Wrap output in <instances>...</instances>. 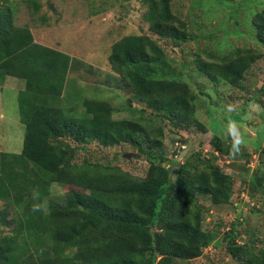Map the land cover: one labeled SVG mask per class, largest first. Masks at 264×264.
<instances>
[{"label": "trees", "instance_id": "trees-1", "mask_svg": "<svg viewBox=\"0 0 264 264\" xmlns=\"http://www.w3.org/2000/svg\"><path fill=\"white\" fill-rule=\"evenodd\" d=\"M142 1L152 35L177 43L189 40L186 23L173 13L170 0ZM26 2L30 14L36 15L38 0ZM15 10L10 0H0V87L7 77L24 83L12 99L24 131L21 151L0 152V202L6 206L0 211V226L8 229L0 231V264H185L199 258L215 235L202 229L197 199L206 198L215 206L230 201L232 176L218 161V155H228L229 150L213 133V150L207 157L191 152L178 163L165 156L163 131L153 126V118L169 120L184 131L205 128L195 117L196 94L188 83L152 74V64L156 67L166 58L157 40L127 35L111 45L107 57L111 74H106L105 83L116 77L117 85L128 88L129 97L116 96L130 118L105 128L97 117L117 108L105 98L82 96L77 104L82 109L74 116L64 107L69 100L67 83L78 80L71 74L78 76L83 70L87 77L93 67L35 42L28 26L15 24ZM39 19L46 21L44 16ZM252 23L257 41L264 42V7ZM210 36L217 38L215 33ZM216 51L207 54L209 60L198 62L199 70L215 85L241 87L255 58L241 56L239 50L221 56ZM83 85L81 91L96 90L89 82ZM134 103L142 107L135 108ZM94 142L134 147L137 157L148 163L144 176L88 159L76 161L81 147ZM170 161L177 165L174 180ZM241 171L250 170L244 166ZM53 185L69 188L60 201L52 197ZM247 186L251 196L264 193L258 170H252ZM40 202L46 209L33 212L32 205ZM7 207L12 210L9 220ZM237 237L232 228L215 243L222 246L225 239L227 254L238 264H264V253L238 244Z\"/></svg>", "mask_w": 264, "mask_h": 264}, {"label": "rangeland", "instance_id": "rangeland-1", "mask_svg": "<svg viewBox=\"0 0 264 264\" xmlns=\"http://www.w3.org/2000/svg\"><path fill=\"white\" fill-rule=\"evenodd\" d=\"M10 1L16 8L15 24L28 26L35 42L60 50L93 67L87 77L83 70L78 76L71 74L70 78L77 77L78 80L67 83L69 100L67 106L62 105L70 109L72 115L81 111L77 104L82 96L97 100L105 98L113 109H119L97 117L98 123L105 128L113 121L130 118L124 102L116 96L129 97L128 88L117 85L116 77H108L109 83H105L106 74H111L107 61L111 45L127 35H148L156 39L166 58L157 62L156 67L152 64V74L180 78L188 83L196 94L195 117L205 128V131L194 127L184 131L169 120L153 118V126L163 131L165 156L178 163L182 161L181 157L191 152L207 157L213 150L210 145L213 133L217 134L229 150L228 155H218V161L222 170L232 176L233 194L228 204L220 206L198 197L202 206V229L215 235L216 241L235 228L239 235L238 244L264 253V193L254 192L251 196L247 186L252 170H258L264 178V96L261 94L264 42L257 41L256 27L252 23L254 15L264 7V0H170L173 13L186 23L189 40L182 43L152 35L144 19L147 5L142 0H38L40 9L34 16L30 14L27 0ZM41 16L46 18L45 23H41ZM214 33L217 38L209 39ZM212 50H217L215 55L219 56L239 50V55L255 58L244 74L241 87L234 88L225 83L215 85L199 70L198 62L209 60L207 54ZM79 79L83 84L89 82V86L96 90L81 91L79 88L84 85ZM2 86L0 152L19 153L24 131L13 100L17 91L24 88V83L7 77ZM132 106L142 107L137 103ZM150 112L147 109L146 114ZM232 123H235L241 137L239 151L233 150ZM78 154V162L88 159L103 166H117L136 176H144L148 165L143 157H137L136 149L127 144L102 147L94 142L82 146ZM171 161L169 172L174 180L177 165ZM244 166L250 170L248 173L241 171ZM68 189L53 185V199L60 201ZM5 207L0 202V211ZM7 210L9 220L12 210L10 207ZM0 231L8 233V229L2 226ZM215 241L203 250L199 258L185 264H238L227 254L225 239H222V246L216 245Z\"/></svg>", "mask_w": 264, "mask_h": 264}, {"label": "clouds", "instance_id": "clouds-1", "mask_svg": "<svg viewBox=\"0 0 264 264\" xmlns=\"http://www.w3.org/2000/svg\"><path fill=\"white\" fill-rule=\"evenodd\" d=\"M230 132H231L232 137H233V150L239 151V145H240V143H242V141H241L240 134L237 131V128L235 126V123H232V125L230 126ZM33 199L38 200L39 199L38 194L34 193ZM45 209H46V205L43 202L34 203L32 205V211L33 212L42 211Z\"/></svg>", "mask_w": 264, "mask_h": 264}, {"label": "water", "instance_id": "water-1", "mask_svg": "<svg viewBox=\"0 0 264 264\" xmlns=\"http://www.w3.org/2000/svg\"><path fill=\"white\" fill-rule=\"evenodd\" d=\"M263 91H264V87H263ZM163 166H164V164H163Z\"/></svg>", "mask_w": 264, "mask_h": 264}]
</instances>
